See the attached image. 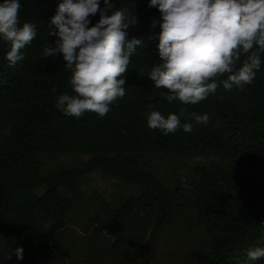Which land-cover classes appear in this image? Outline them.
Masks as SVG:
<instances>
[{"label": "trees", "instance_id": "trees-1", "mask_svg": "<svg viewBox=\"0 0 264 264\" xmlns=\"http://www.w3.org/2000/svg\"><path fill=\"white\" fill-rule=\"evenodd\" d=\"M61 2L19 0L21 25L31 22L37 34L16 64L0 38V264H264L247 260L249 249L264 247V52L242 89L220 84L198 104L168 102L148 75L159 62V9L149 0H111L135 17L128 38L141 41L126 94L103 118L69 117L56 101L73 94L72 70L62 54H42L55 46L51 17ZM98 20L99 13L90 16L89 26ZM150 110L176 114L192 130L150 129ZM191 113L208 114V123ZM64 154L86 160L68 166ZM193 156L200 162L187 167ZM152 158L163 168H151ZM242 171L258 184L246 183ZM94 172L117 186L115 194L93 188L84 196ZM72 212L83 222L72 221Z\"/></svg>", "mask_w": 264, "mask_h": 264}, {"label": "clouds", "instance_id": "clouds-1", "mask_svg": "<svg viewBox=\"0 0 264 264\" xmlns=\"http://www.w3.org/2000/svg\"><path fill=\"white\" fill-rule=\"evenodd\" d=\"M111 0H62L51 23L56 31L55 46L46 44L43 55L62 54L70 69L69 85L73 94H62L56 107L69 117L79 118L93 112L103 118L117 98L125 96V75L141 41L128 38V29L136 25L135 17L114 10ZM161 15L158 34L159 62L148 73L157 89H166L163 98L185 105L198 104L215 93L220 84L225 89H242L253 82L260 69V52H264V0H149ZM19 0L0 3V38L10 45L6 59L14 65L23 59L21 50L36 37L31 22L22 25ZM99 13V20L89 26V17ZM245 56L242 65L236 62ZM226 75V79H219ZM197 123L206 124L208 114L191 113ZM150 129L164 134L181 127L192 130L191 123L181 125L180 117L150 110ZM264 239V238H262ZM23 259V249H15ZM264 258V247H253L247 260Z\"/></svg>", "mask_w": 264, "mask_h": 264}, {"label": "rangeland", "instance_id": "rangeland-1", "mask_svg": "<svg viewBox=\"0 0 264 264\" xmlns=\"http://www.w3.org/2000/svg\"><path fill=\"white\" fill-rule=\"evenodd\" d=\"M188 158V157H187ZM61 160L68 166H73V165H80L82 163V161L86 160V156L84 154H76V155H70V154H64L62 155ZM195 162H200V157L199 156H193L191 158H188L184 161V163L186 164V166H190L192 163ZM149 164L151 166V168H157L159 169L160 167H162V165H165V162H157L156 158H152L149 161ZM157 164H159V167L157 166ZM171 166H173V164L168 163L167 164V169H170ZM163 168V167H162ZM90 179L88 181V183L84 186L83 190L85 191V197H87L91 191H93V188L98 191L103 193L104 196L108 197L107 195L110 193L115 194V191L117 190V186L112 184L111 180H108L106 178L100 177L99 173L94 172L92 173L90 176ZM241 178L248 184H250L251 186H256L258 184V180L254 177H252L251 175H248L247 173H245L244 171L241 172ZM95 186H92V185ZM118 189H122L120 186H118ZM75 212L70 213V217L73 220L80 222H83L84 217L83 216H77L76 214H74ZM67 220L69 222L72 223V221L70 220V218H67ZM81 227H78V229L80 230Z\"/></svg>", "mask_w": 264, "mask_h": 264}]
</instances>
